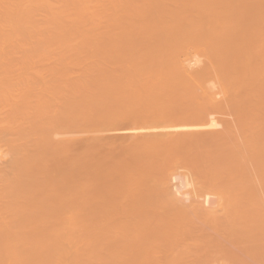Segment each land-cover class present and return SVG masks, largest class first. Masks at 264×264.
Listing matches in <instances>:
<instances>
[{
  "label": "bare ground",
  "instance_id": "6f19581e",
  "mask_svg": "<svg viewBox=\"0 0 264 264\" xmlns=\"http://www.w3.org/2000/svg\"><path fill=\"white\" fill-rule=\"evenodd\" d=\"M6 1H9L7 3V4H9L13 0H4L5 5H6ZM26 1H28V0H26ZM38 1L39 0H36L37 3H38ZM40 1L38 3V4H40V6L37 5L38 7H41V3H43V2H44V4L45 3L49 4V1L47 3V0H46V2L43 0L41 2ZM59 1L61 2V0H59ZM65 1L66 0H64V2ZM68 1H69V3L67 4L66 2H68ZM68 1L65 2L68 6L70 3L72 5V6L70 5L71 7L76 5V3H74V5L72 4V2H75L76 0H68ZM84 1L85 0H82L83 5H84L83 6L82 3L78 4L81 2V0H77L76 2L78 4V6H74V7L79 8V9H77V10H80V12H81L80 13L78 11L80 13L79 17H82V18L85 17V19H86V17L89 16V14H87V13L90 11V9H89V11L87 9H85V7L87 6L88 3L87 4H84V3H86V1H88V0H86L85 2ZM93 1H95V0H91V2H93ZM108 1H109V3L112 2V0H111V2H110V0H108ZM115 1H116V3H114ZM117 1H120V0H114L112 3L118 6V4H120V3H117ZM123 1H125V0H123ZM139 1L140 0H138V3H140ZM145 1H143V3ZM147 1H149V0H147ZM150 1L152 3L154 0L153 1L150 0ZM159 1L157 2L158 4H160V3L163 4L166 2L165 5L167 4L170 6L171 3H169V2H171L172 0H170V1L165 0V2H163V3L161 1L159 3ZM167 1H169V2L167 3ZM179 1L182 2V4L184 3L183 6L185 5V7L188 6L187 4H189V6L194 9V13L192 16H194V14L196 12L195 15L197 17L191 18L190 15L192 13L190 15H188V13H187L186 17H189V19L186 18L185 16H183L185 18L183 20V17L181 16L182 20H183V21H181L179 16L176 17L178 20L177 19L175 20V17H173V16H176V15L172 14L173 16L171 18V15H169L167 13L166 17L169 15V18H167V21H169V23L171 24L170 25L168 22H164V20H162V22L159 21L161 18H163V17H161V18L159 17L160 19H158V17L156 16L157 14H158V16L161 14V13H159V11L162 8L161 9L159 8L160 10L157 9L158 13H156V15H155L156 16L155 19H157V20L152 18L155 21L149 22L151 15H153V13L155 14L154 10L159 6H162V5L157 6L156 5L157 3H155L156 0H155L154 5H153L154 10L151 7L153 10L152 11L153 13H149L148 11H150V10H148V8L145 7L146 10H148L147 12L150 14V17L146 13H144V15L146 14L147 16H144V15L141 16L140 15L141 16L140 17L141 22L137 27L135 26L136 24L134 23L135 24L134 25L131 21V24L133 26L132 25H130V26L133 27V29L135 28L133 31H137V32L142 31V33L147 31L146 34L147 35L150 34L149 37H146L145 33H143L144 34L143 35L142 33L137 34V32H136V34H135V32H134V34L138 36L137 39H139V41L143 40V42L145 40H147L146 38L151 39L152 41H154V40L158 41L159 40L158 36H159L161 40H159L158 43L160 44L162 41V38H163V42H164L163 30L164 31L168 30L169 31V32L167 31L168 34L169 33L171 34V32L172 33L175 32V34H173V35L171 34L172 35L171 37H174L172 39L174 41H176V43L178 42L179 44H181L183 46L184 43H180V40L182 42L183 41L185 42L186 35L183 36V34H189V33L191 34V32H193V30H191V29H195V30L197 29L196 31L199 32L197 34H199L198 36L200 37V35L203 34L202 32H203L204 25L208 24L210 27V30H209V27H208L207 31L204 30L206 32H208V30H209V33H207V35L208 34L211 35V33H213V34L214 33H216V34L222 33L221 36H223V38L220 36L221 38L218 37V40L224 39V40H222V41H224L223 45H221L220 40L218 42V43H220V45L215 44L217 47L221 46V48H220L221 51H220V49H217L216 47H214L216 50H218V52L221 53V54L219 53V55H221V57L219 55H218V57H216V59L218 58L217 60L220 59L218 62L220 65L217 64L216 66H218V65L221 66L223 69L220 67L219 71L223 70L222 72H224V73L219 72V73H221L219 75H221L222 78L223 77L225 78V75H226L225 79H227L228 82H231L230 87L232 86L231 84H233V86L236 85V89H238L239 91H240V89L243 92L246 91L245 92L246 96H247V92H248V94L250 93L252 98L250 95L247 96L250 103L247 104L248 99H246L247 100V102H246L245 98H247V97L244 96L245 94L242 93L243 95H239L242 97L244 96V98L240 97V99L241 100L243 99L246 103L242 100L244 105H243V103L240 102L242 104V106L240 107V103L236 102V104L239 103L238 104L239 106H236V104H235V105H233V107L235 106L234 109L231 112L229 111V114L230 113L233 114L235 112L234 119L237 117L235 119L236 121H234L232 123L229 122L230 124L224 125L225 127L223 129L207 131V132L206 131L205 132H203V131L199 132V130H197V129L203 128V130H207V129H205L207 127L215 128V126L217 127V125L219 123L217 124L212 119H207L208 120V121H206L207 123H205L203 125V123L200 122L202 120V115H203V112L200 109L199 110H194V109L191 110L188 108V110H190V111H188V110L186 111V109H184L185 111L181 110V112L172 113V114L170 112L167 114H164L163 112L161 113V111L160 112L158 111V113H157L158 109L156 110V113L155 112L143 113L144 111H136V110L134 111L132 109L134 112L125 113L126 109H125V111H124V109L122 110L121 106L124 103L128 102V100L124 101V103L122 101L121 102L122 105L119 106L121 108V110L124 112H121L120 110H119V112L116 111V113H113V115H115V116H113L112 114L107 113L108 111L107 112L105 111L106 114H108L107 117H105V115L103 114L104 112L102 114L101 113L99 114L97 112L99 114V116H101V118L100 117L96 118L98 116V115H96V117L94 119L90 118L89 119L90 121L88 120L89 117H86V118L81 117L82 119H80V120L78 119V121L76 120L77 118L76 119L72 118L73 121L72 120L70 121V119L68 117L69 115L67 117L64 116V119L62 118V120H61V117H63V115L60 116L61 108H59L60 109V110H58L59 114H57V115H59V118L54 116V115H51L52 116L51 118H54L56 120L60 119V120L54 121V119H49L50 116L48 118L47 115H46L47 119L44 118L47 121L50 120L49 122L53 125V127H52V125L49 126L48 125L49 122H47L44 119L40 120V121H42V123H40V121H38L39 125H37V122L35 121L36 122L35 125H37L39 128H41V130H40L35 125L28 126V124H27L26 126H22L21 122L23 119L21 118V116H19L21 114H19L18 117L16 116L18 114L16 111H17V109L21 110V108H20L21 106H22V110L21 111L19 110L20 113L24 110V111H28L26 116L32 115L33 112H31L32 109H30V106H28L30 111L28 109L25 110L27 107H24V109H23V106H24V104H26V102H25L26 98H28V99H26V101L28 100L27 103L31 102L30 100L32 99V95L34 92L33 91L34 89L32 90L33 92L30 91V89H29L30 87L27 84H31V86L33 87V85L35 83L32 81L29 83H27L25 81L27 84L23 83L26 85L24 87V89L28 86L27 89L29 90V91H27V89L23 90V93L25 91H27V93L29 92L28 95H30V97H31L30 98L28 95L23 94L22 96H27V97H23L24 98L23 99L21 95H20L21 97L19 96V94H22V92L19 91L20 93H18L17 91H15V88H16V90L20 89L19 87H16L17 82L15 83V81L14 82L12 81L14 75H16L15 72L17 71V74H18L19 71L18 70L15 71L14 69L11 68L13 63L10 66H9V64L7 65L5 63L4 65H6V67L2 65V67L0 68V70H2L0 72H2V75H3V79L0 80V85H1L0 94L2 93L0 96V104H1V106H3V108L5 107V105H7V103H8L7 106H9L11 99H9V97L7 95L8 94L11 95V98H12V96L14 97V95H15L14 91L18 93L16 95L19 96V100H20V98H21V100L23 99L22 101L21 100L18 101L20 103V105L23 103V101H24V104L21 105L19 108H17V105L19 106L18 102L15 104V101L12 103V100H11V105L16 106L15 107L16 110L13 108V110H15L13 112V110L11 109L12 108V106H11L10 109L12 110V112L9 111L10 112L9 114H5L7 112L6 110L9 108L6 107L7 109L5 108L6 112L3 111L4 113L2 112V109H0V146H1V144H4V146L7 144L8 146H10V148H9L10 151L7 150V153L9 154L10 152H12V155H13V156L10 155L12 157L8 156L9 158H11V160L9 158H8L9 160H6L7 162L12 161V162H10V165H11V163H12V165L11 166L9 165L10 168L9 169L7 168L8 169L7 172L9 175L7 174L6 176L4 175L5 177H3L2 176L3 174L2 175L0 174V177L2 176V178H4V181L1 180V178H0V180L2 181V182L1 181L0 182L3 183V185L0 183V185H2L0 187L4 188L3 191H1L2 188H0V203H1L0 204V264H57L58 262L60 264L61 263L62 264H82V263L83 264H264V33H263L264 32V29H263V27H264V4H263L264 2L263 1L264 0L263 1L259 0V1H261V3L258 1L256 3V2H254L255 0H251V1L250 0H179ZM213 1L216 4V6H214L213 9L215 8L217 12H215V10L213 11V9L211 10L213 5H212V3L210 4V2H213ZM14 2H15V0H14ZM16 2L18 4V2L20 3V0H17ZM29 2H32V4H34L33 0H29ZM51 2L48 6L45 5L48 8V10H50V12L54 9L52 11V13H50L51 15L48 13L49 12L48 10H47L48 12L45 11L46 8L43 7V4H42V7L44 9H42V8H39V9L40 10L42 9L45 12H43L42 10L39 11V9L37 7H35L37 10L32 11L31 9H35L32 7L33 5L31 7L29 6L31 9L28 7V5H27L28 8H23L25 6L24 5L25 2L22 3L24 5L22 7L23 9H25L24 11L20 7H17V9L19 8L18 10L15 8V6L13 7V11L15 13L17 12L16 14H14V12H13V14L12 13L10 14V12H12V11L5 9V7H4V9L7 12L9 11V14H7V12H5V11H0L2 13V14H0L2 16L1 20L4 18V20L6 19L5 21H7V16L9 17L12 15L11 17H9L8 21L10 20V18H12L14 21H16V23L15 22H13L15 24L12 23V25H15V27H13L14 32L11 33V35L14 34L15 37L17 35V38L10 35L9 29H8L9 33L5 32V34H7L6 39H5V34H2L0 32L1 37L3 35L2 41L3 40L5 41V42H3L4 43L3 46H5V43H7L8 41L10 42V39L12 37L17 39V40L24 39L25 38L24 36H19L20 38H18V34L24 35L25 32L27 31L26 29L30 30L29 28L32 26H33V29L28 31L30 35H31V31L33 32L32 34H34L36 32L35 31L36 28H38L37 30H41V29H39V27H36L38 24H40V25H41V23L43 24L44 20H45V18L42 17L43 19L41 20V18L39 17V16H41V15H39L40 12H43L45 14L47 12L49 19L46 16H44L43 13H40V14H43V16L46 17V19H48L46 21L50 20V22H51V20H53L51 25H53V23L55 21V25L57 27H62L61 28L62 30H64L63 27H65V26L69 27L68 26L69 24L67 25L64 22L60 23L64 20H66V18H63V16L68 15V14L66 15L65 12H63V13L61 12V11H64V8H63V10L60 9L61 10L60 12L59 11L56 12L55 11L56 9L52 8ZM60 2L59 3L57 2V3L60 4ZM64 2L62 1V3H64ZM88 2L91 3L90 0ZM104 2H107V1H104ZM135 2H137V1H134L133 4H135ZM95 3L93 2V4H90L91 6L88 5L89 8L92 7V5H95ZM125 3H126V1H125ZM131 3H132V1H131ZM141 3H142V1H141ZM172 3L175 4L174 0L172 1ZM208 3L212 6L209 5V7H208ZM129 4H130V2H129ZM133 4H130V6H132ZM144 4H148V3H144ZM149 4L146 6L148 7ZM200 4H204V6L207 4L206 6L208 7V9L205 8L206 6L204 7L206 10L205 9L202 10V12H203L202 16H201V14L199 15V13H202L201 11L197 13L198 9L201 10ZM79 5L82 7H79ZM99 5L100 4L98 3V5L96 7H98ZM104 5L107 6L106 3ZM122 5H123V3H122ZM125 5L127 8L129 7V6H127V4H125ZM11 6H12V4H11ZM34 6H35V4H34ZM49 6L52 10L49 9ZM111 6H112V4H111ZM142 6L144 7V5H142ZM183 6H181V7L184 8ZM53 7H56V4ZM59 7L62 8L65 6H59ZM59 7H57V9ZM96 7H95V9H94V7H92V8L97 11L98 9H96ZM201 7H202V5H201ZM6 8L11 9L10 5ZM70 8H69V10H70ZM86 8H88V7H86ZM101 8H99L100 10H98L99 13L101 11ZM106 8L109 9L108 6ZM112 8H113V10H109V11H115L116 10V9H114L115 6ZM119 8H120V6H119ZM140 8L142 10V7L137 6L136 11H137V9L140 10ZM217 8H219L220 10H217ZM72 9H74V8H72ZM83 9L85 11L87 10L88 12H85L86 14L83 13V11H81ZM122 9H123V6H122ZM122 9H120V10H122ZM178 9H179V11H182V10H180V7ZM1 10H3V9H1ZM26 10H28V11H26ZM29 10H31L33 13H31ZM67 10H68V8H67ZM75 10L76 9H74L73 12ZM92 10H91V14L93 15V13L95 11L92 12ZM124 10H126L125 7H124ZM129 10L130 9L128 8V11ZM132 10H134V9H132ZM171 10H173L172 7H171ZM188 10H189V8H188ZM188 10H186V11H188ZM35 11H39V13H36ZM164 11H169V9L166 10V8H165ZM173 11L175 12V9ZM55 12L57 14H59L60 17H61V15H63L61 17V19H57ZM69 12H71V11H69ZM78 12H76V13H78ZM188 12H190V11H188ZM35 13L37 15H39V16H37L38 19L36 18ZM54 13H55V15H54ZM76 13L72 14V15H75L74 19H72L71 21L68 20L70 18L67 19L68 22H70V24L72 23V25H73V23H75L74 20H76V17H78V14H76ZM82 13H83V16L81 15ZM95 13H94V15H95ZM106 13H107V9H106ZM112 13L115 14V12H112ZM165 13H163L164 16H165ZM171 13H173V12H171ZM175 13H177V9H176ZM32 14L35 15V17H33ZM91 14L89 17L94 16V15L91 16ZM102 14H104V13H102ZM126 14L127 13H124L125 16H126ZM141 14H143V13L141 12ZM197 14L199 15V17H202L204 21H201L202 18L198 19ZM3 15H5V16L7 15V16L3 17ZM127 15L130 19L132 18L131 15H129V14H127ZM133 15L132 16L135 19L136 15L135 14H133ZM13 16H14V18H13ZM51 16H53V19ZM98 16H99V14H98ZM108 16H110V15L108 14ZM115 16H116V14H115ZM118 16H119V14H118ZM121 16H122V13H121ZM30 17H33L31 19L36 18L37 19L36 21L37 22L39 21L40 23L36 22L37 23V25H36L35 22L32 21V22H34L35 25L32 24V26H31L28 23L27 24L28 26H27L26 23L28 21H26V19H29ZM50 17H51V19H50ZM70 17H71V15H70ZM145 17H148L149 19H146ZM166 17L163 19L166 20ZM39 18H40V20H39ZM96 18H98V17L96 16ZM107 18L109 19V17H107ZM136 18L139 19L138 17H136ZM170 18H171V21L168 20ZM23 19H25V20H23ZM31 19H29V20L31 21ZM78 19L80 22H78ZM78 19H77V22L80 23V25H81V22L83 21V19H80V18H78ZM91 19L95 20V17H93ZM101 19L104 20L105 18L103 19L101 17ZM101 19H99L98 21H100ZM134 19H133V21H135ZM173 19H174V21H172ZM194 19L198 20L197 23L194 22V21H196ZM4 20H3V22H4ZM102 20H101V22H102ZM112 20H114V19H112ZM118 20H119V18H118ZM124 20H126V19H124ZM192 20H193L192 23H194L193 25H191L192 23L190 22ZM41 21H43V22H41ZM89 21L90 20H88L87 23ZM105 21H103L104 24H105ZM121 21L124 22L123 20H121ZM175 21L184 22L185 23L184 27H183V25L179 26L178 25L179 22H175ZM205 21H208V23ZM85 22H86V20H85ZM97 22H95V23H97ZM107 22H108V20H107ZM125 22L127 23V21H125ZM204 22L206 24H201ZM4 23L7 24V22H4ZM10 23H11V21H10ZM93 23H92V25L90 23L89 24L93 27V25H94ZM128 23L130 24V21ZM195 23H196V25H198V24L202 25V26L199 25L200 29L202 27L201 34H200V31H198L199 27L196 26ZM23 24H25V25L23 26ZM44 24H46L48 26H46ZM44 24L43 25L45 27L42 26V27L46 28L44 32H46V30H49L54 26L53 25L52 27H50L51 25L49 26V24H50L49 22H48V24L46 22ZM60 24H62V25L60 26ZM83 24L85 25L86 23H83ZM104 24L102 23V25H104ZM40 25H38V26H40ZM63 25H65V26H63ZM77 25L78 24H76L75 26L77 27ZM115 25H114V28L116 27ZM185 25H188L187 28H189V30L186 28ZM22 26L24 29L26 28L25 26H27V28L24 30V29H22ZM75 26H74V28H75ZM96 26H95V29H96ZM99 26L101 27V25H99ZM3 27H5V26H3ZM85 27L86 26H84V28ZM88 27L89 26H87L86 28L87 29L91 28V27L90 28H88ZM178 27L181 28L184 32L181 34L182 36L181 35L179 36V40L177 38H178V34L181 33L180 32L181 29H179ZM7 28H10V27H7ZM69 28H71V27H69ZM86 28H85V30H86ZM97 28H98V26H97ZM104 28H105L104 30H106V27H104ZM120 28H122V27L120 26ZM128 28H127V30H128ZM183 28H185L186 30L184 31ZM54 29H57V28L51 29L54 31V33L58 32L57 30L55 32ZM61 29H59L60 32H61ZM65 29H67V28H65ZM178 29L180 31L177 33ZM204 29H205V27H204ZM75 30H76V28H75ZM91 30H92V28H91ZM101 30L102 29H100V30L98 29L99 32ZM122 30L123 31L126 30V27L124 29H121V31ZM131 30H132V28H131ZM131 30L129 28L128 32H131L130 34H132V36H133V32ZM53 31H51V32H53ZM95 31H94V33L97 32V31L96 32ZM148 31H149V33H148ZM154 31H156L154 33V35H156L157 37L153 35L154 36V38H153L151 36V34ZM2 32H4V31L2 30ZM28 32H26V33H28ZM37 32H39V33H37L38 35H40V34L43 35L41 31H37ZM51 32H49V33H51ZM62 32H61V34H62ZM65 32H67V30ZM68 32H70V31H68ZM78 32L81 33V31H78ZM102 32H105V31H102ZM157 32L158 33L160 32V33L157 34ZM167 32H165L164 34L167 35ZM217 32H219V33H217ZM73 33L74 32H72V34ZM89 33H90V30H89ZM92 33H93V30L90 33L91 34L90 36H92ZM118 33H120V32H118ZM70 34H71V32H70ZM120 34L125 36L123 33H120ZM170 34L167 36L165 35V36L170 38L169 37ZM195 34H196V32H195ZM195 34H193V35H195ZM30 35L26 36V37L31 38ZM34 35H35V39H36V33ZM57 35H59V32ZM64 35H62V36H64ZM82 35H84V34H82ZM142 35H143V37H142ZM203 35H206V33ZM8 36H11V37H8ZM45 36H47V35H45ZM45 36H44V39L46 40ZM54 37H55V39H57L56 36H54ZM87 37L89 39V36H87ZM182 37L184 39H181ZM7 38L8 39L10 38V39L6 42ZM48 38H49V35H48ZM66 38H67V36H66ZM68 38H71V37H68ZM75 38H76V36H75ZM81 38H84V37L81 36ZM141 38H143V39H141ZM144 38H145V40H144ZM168 38H166V40ZM187 38H189V36H187ZM190 38H192L191 35H190ZM194 38L195 37H193V40H194ZM203 38H206V37L203 36ZM203 38H201L202 39L201 41H204ZM27 39H29V38H27ZM38 39H40V38H38ZM38 39H37V41H38ZM59 39H60V37H59ZM90 39L88 41H90ZM129 39H130V37H129ZM172 39H170V41ZM42 40H43V38H42ZM54 40H52V41H54ZM73 40H76V39H73ZM73 40H72V42H73ZM195 40H196V38H195ZM0 41H1V39H0ZM62 41L65 43L66 40L65 41L62 40ZM62 41H59V42H62ZM78 41H79V39H78ZM82 41H84V40H82ZM96 41L99 42L100 40H96ZM209 41H211V40H209ZM20 42L18 44L15 43V44L19 45V48H20ZM39 42H40V40H39ZM72 42L71 43L69 42L70 46H71ZM118 42L120 43V40ZM213 42L216 43V41H213ZM13 43H14V41H13ZM32 43H35V42H32ZM50 43L48 42L47 46H49ZM73 43H76V42L74 41ZM122 43H123V41H122ZM187 43H189V42H187ZM1 44H2V42H1ZM44 44H46V42ZM177 44H174V45H177ZM38 45H36V46H38ZM57 45H58V42H57ZM59 45L62 46L65 44L59 43ZM124 45L125 44L123 43V47L126 46V45L125 46ZM127 45H128V43H127ZM9 46H7L8 49L12 47V46H10V47ZM28 46H29V44H28ZM114 46H116V45H114ZM178 46H177V51L181 47L180 46L178 48ZM42 47H40V48H42ZM50 47H51V45L49 46V48ZM53 47H51V48H53ZM0 48H2V47H0ZM12 48L15 49V46ZM25 48L26 47H24V49ZM43 48H46V46ZM175 48L176 47H174V49ZM21 49H23V48H21ZM21 49H20V51H21ZM34 49L41 52V50L36 49L35 47H34ZM59 49H61V48H59ZM114 49H118V48H114ZM120 49L122 50L123 48H120ZM174 49H172L173 52H174ZM215 49L212 48V50H214V51H215ZM10 50L9 51L7 50V52H5V48L3 50H1L4 52L0 51V54H1L0 57L5 56L6 57V58H4L5 61L7 60V57L11 58L10 56H12V50L11 51ZM15 50H17V52L19 51L18 48H16ZM26 50H27V52H33V50H31V51H29L28 49H26ZM38 51L35 52V53H37V55H38ZM45 51H48L47 53L49 54L50 49L47 48V50L46 49L43 50V52H45ZM9 52H11V54ZM23 52H25V50ZM173 52H171V55L173 54ZM14 53H16V51ZM51 53H53V52H51ZM167 53L165 55L166 57H167ZM4 54H6V55H4ZM19 54L20 53H18V55ZM23 54H27V53H22L20 55L22 56ZM33 54H31V55L33 56ZM66 54L68 55V53H65V55ZM216 54H217V52H216ZM61 55H62V53H61ZM14 56H17V55H14ZM24 56L26 57V55H24ZM214 56L215 55H213V52H212V55L210 56V58H212V57L214 58ZM35 57H36V55H34V57H32L30 59H33V61H35L34 60ZM39 57H40V55H39ZM15 58L18 59L20 57H18V58L15 57ZM26 58L28 59L29 56ZM37 58L38 57H36V60H37ZM47 58L48 57H46L45 59H47ZM49 58H50V56H49ZM168 58L169 57H167V59ZM13 59H8L7 61L9 62V60H11L10 61V63H11V62H14ZM42 59H43V55L41 54V60ZM18 60H17V63L19 62ZM39 60H40V58H39ZM161 60L162 59H160L159 61H161ZM217 60H214V61L217 63ZM30 61H32V60H30ZM157 61H154V62H156V64H157ZM211 62H212V60H211ZM24 63H25V65H27L26 62H23L22 64H24ZM172 63H174L173 60H172ZM172 63H171V65H172ZM1 64H3V62L2 63L0 62V65ZM14 64H16V63H14ZM22 64L19 67L25 66ZM214 64L212 65L213 67H214ZM28 65L30 68L31 64L28 63ZM163 66H165L164 63H163ZM176 66H177V64H176ZM148 67H150V66H148ZM168 67L169 66H167V68ZM14 68H15V66H14ZM17 68L18 67H16V69ZM33 68L34 67H32V69ZM139 68L141 69L142 67H139ZM145 68L147 69V66H145ZM161 68H159V69L161 70ZM174 68L177 70V68L175 66H174ZM215 68H216L215 71L218 70L217 69L218 67H215ZM32 69H30V70H32ZM34 69H36V67ZM166 69H163V70H166ZM19 70H21V69H19ZM26 70H29V69L26 68ZM13 71H14V75H13ZM46 71H48V70H46ZM49 71H50V69H49ZM49 71L44 72V73L45 74L48 73L50 75ZM51 71L54 73L53 69H51ZM169 71H171V70H169ZM21 72H22V70H21ZM57 72L58 71L55 72V75L57 74ZM162 72H164V71H162ZM166 72H168V71H166ZM175 72H178V70ZM196 72H197V70H196ZM217 72L218 71H216V73ZM53 73L51 75H54ZM59 73H61V72H59ZM155 73H156V71H155ZM158 73H159V71H158ZM165 73L162 75L163 77L165 76V78L169 76L168 77V79H169L171 76H173L172 72H169L166 74ZM6 74H8L9 77H6V76H8ZM64 74H65V72H64ZM67 74H66V77L69 76ZM128 74L130 75V73H128ZM223 74H225V75H223ZM39 75H41V74H39ZM39 75L37 77H39ZM160 75H161V73H160ZM32 76H33V74H32ZM45 76H46V78H44V76H43L42 79L43 78L47 79V74ZM57 76H59L61 78L64 77V75H63V77L60 75H57ZM157 76H159V75H157ZM177 76L179 77V75H177ZM229 76H231V77H229ZM17 77H19V76H17ZM48 77L50 78V76H48ZM53 77H51V78H53ZM1 78H2V76H1ZM31 78H35V77H31ZM224 78H223V81H224ZM15 79H13V80H15ZM54 79H55V77H54ZM64 79H65V77H64ZM74 79H78V78H74ZM58 80L59 79H57V80L55 79L54 83H55V81L57 82ZM62 80H61V82H62ZM68 80H69V82L71 81L69 78H68ZM169 80H172V78ZM22 81H24V79ZM22 81H20V82L22 83ZM45 81H43L42 83H44ZM51 81L53 82V79H51ZM11 82H13V83H11ZM20 82L18 83V85L20 84ZM38 82H39V80H38ZM59 82H60V80H59ZM73 82H76V81H73ZM77 82H78V80H77ZM81 82L83 85V81H81ZM228 82L223 83V84L227 85ZM32 83H34V84L32 85ZM64 83L61 84V85H63V87H64V85H68L67 83L66 84H64ZM71 83H72V81H71ZM23 84L19 85L20 87L22 86L20 90L23 89ZM40 84H41V81H40ZM51 85H50V91H48L49 89L47 90V88H49L47 86H49V85H46V88H44L45 91L46 90L48 91V92H45V91L42 92L43 94H45V96L47 94L49 96V94L52 93L51 90H53V89H52ZM54 85H55L54 91L56 92V88L58 86V83H57V86H56V84H54ZM54 85H53V87H54ZM71 85H69V86H71ZM76 85H77V83H76ZM82 85H80V86H82ZM85 85H83V88ZM87 85L85 86L86 88H84V89H86V91L90 90L92 92V90H91L92 88L89 89L88 88L89 86H87ZM96 85L97 84H95V86ZM98 85H99V83H98ZM2 86H5V88H4L5 90L2 89ZM8 86H10V87H8ZM36 86H38V85H36ZM36 86H34L33 88H35ZM39 86L42 87V84ZM69 86H67L68 90H70L68 93H71V90H73V89H69ZM73 86H74V84H73ZM77 86L79 87V85H77ZM237 86H238V88H237ZM58 87H61V86H58ZM78 87H77V89H78ZM93 87H94V85H93ZM100 87H103V85H101ZM11 88H12V90H11ZM81 88H80V90H81ZM234 88H235V86L233 87V89ZM13 89H14V91H13ZM61 89H63V91H64V88H61ZM99 89H102V88H99ZM105 89H106L105 91H107L110 88H108V89L105 88ZM248 89L250 91H248ZM37 90H43V89L38 88ZM68 90L66 89V92ZM76 90H73V91H75L74 92L75 94L78 92ZM93 90H94V88H93ZM238 90H235V91L238 92ZM59 91H57V93ZM63 91L62 92L60 91L61 92L60 95L62 93H64ZM95 91H96V89H95ZM100 91H102V90H100ZM233 91H231L230 94ZM241 91L239 93H237V92L236 93L241 94ZM49 92H51V93H49ZM80 92H78V93H80ZM97 92L99 93V91H97ZM102 92H104V90ZM102 92H100V93H102ZM36 93H40V92L36 91ZM74 93H71V95H73ZM194 93L197 94L195 91H194ZM87 94H89V93H87ZM2 95L4 97L7 96L6 98H8V100L5 99ZM34 95H35V93H34ZM55 95H57V94H55ZM58 95H59V93H58ZM63 95H65V94H63ZM77 95H79V94H76L73 96H77ZM86 95L84 94V97L86 98V101H87L88 95L87 96ZM98 95H100V94H98ZM233 96H235V95H233ZM33 97H35V96H33ZM40 97H41V95H40ZM84 97L82 95V98H80V97L79 98L82 101V99ZM198 97L200 99V96H198ZM226 97H230L229 94ZM38 98H39V96H38ZM53 98L55 99L56 96ZM61 98H62V96L60 97V99ZM64 98L66 99L67 95H66V97L64 96ZM69 98H70V96H69ZM79 98H78V100H79ZM35 99L37 100V98H35ZM47 99H48V97H47ZM49 99H51V97ZM250 99H251V101L254 100L255 102L251 103ZM33 100H34V98H33ZM69 100H70V103L71 104L73 103V105H74L75 102H73V100H75V97H74V99H72V102H71V99H69ZM76 100H77V98H76ZM200 100H202V99H200ZM225 100L227 101V99H225ZM237 100L239 101V99H237ZM6 101H7V103H6ZM40 101H42V100H40ZM40 101L38 100V103L36 101L35 102L37 104H39ZM43 101H44V98H43ZM46 101L50 102L48 100H46ZM66 101H67V99H66ZM66 101L65 102L63 101L62 103L64 104V103H66ZM231 101L232 100H230L229 102H231ZM47 102H45V103H46V106L48 108ZM82 102H83V105L85 106L84 103H86V102H84V101H82ZM90 102H91V100H90ZM100 102H102V101H100ZM202 102L204 103L205 101L202 100L201 103ZM31 103H34V102H31ZM78 103H80V105L82 104L81 102L77 101V104ZM105 103L106 102H104V105H105ZM233 103H235V101ZM254 103H255V108L253 105H251ZM43 104L44 103H42V105ZM58 104H61V103L59 102ZM63 104H61V105H63ZM130 104H128V105H130ZM132 104L134 105V103H132ZM225 104H227V103H225ZM225 104H224V106H225ZM44 105L41 106L40 108H42V107L45 108ZM61 105H60V107H61ZM66 105L69 107L70 104H66ZM88 105H91V104H88ZM94 105H96V104H94ZM100 105H101V103H100ZM222 105L223 104H221V106ZM34 106L36 107V105H34ZM34 106L32 108H33V111L35 113L36 109L34 110ZM70 106L72 107V105H70ZM99 106L98 107L96 106V107L99 108ZM107 106L108 105L106 104L105 107H107ZM125 106H127V105H125ZM125 106H123V107L125 108ZM205 106L206 105L204 104L203 107H205ZM243 106L244 107L246 106L245 107L246 109L253 106L254 110L252 108H250V110L248 109L250 112L248 110L246 111V110H244V108H242ZM37 107H38V105H37ZM63 107H64V105H63ZM63 107H62V110H63ZM79 107H82V106H79ZM79 107L77 109L74 108V110H72V109H70V110L76 111V110L80 109ZM102 107H104V106H102ZM127 107H129V106H127ZM172 107H173V105H172ZM40 108H37V110ZM104 108L100 109V111H102V110L104 111L105 110ZM225 108H226V106H225ZM50 109H51V107L46 110L45 114H49V113L51 114L52 109L51 110ZM56 109H58V108H56ZM56 109H55V111H56ZM41 110H44V109L42 108ZM71 111L69 113H71ZM80 111H82V110H80ZM30 112H31V114H30ZM38 112L39 111H37V113L33 114V115L34 116L38 115ZM66 112H68V111L65 110V113ZM13 113H15V115H14V117H11L13 115ZM40 113H42V112H40ZM53 113H54V111H53ZM72 113H74V112H72ZM87 114H85V116ZM124 114L126 115L125 117H123ZM205 114L203 115L204 117H205ZM24 115H25V113L24 114L22 113V117ZM75 115L77 117L78 114L74 113V116ZM79 115H82V113L79 112ZM171 115H173V116H171ZM39 116H41V114ZM71 116H72V114H71ZM102 116H104V117H102ZM174 116H176V117H174ZM207 116H208V114H207ZM119 117H121V118H119ZM27 118H31V117L27 116L24 119H27ZM74 119L76 120L77 123L74 122ZM6 120H7V122H6ZM36 120H38V119H36ZM52 120H53V123H52ZM30 121H31V119H30ZM44 121L47 122V125ZM59 121H61V122H59ZM9 122H10V124H12V126L9 125ZM54 122L56 124L55 128L57 126L56 129H52V128H54ZM57 122H58V124H57ZM72 122H74V123H72ZM203 122H205V119ZM4 123L5 124L7 123L6 124L7 126H5ZM198 124H200V125H198ZM40 125L42 127H40ZM44 125L47 127L49 126L48 129L49 128H50V130L52 129L51 130L52 132L51 131L48 132L47 127L45 130ZM66 127L69 129L71 128V131L74 130L75 132L87 131V129H89V131H90V130L102 128V130H103L102 132H105L108 130L109 131L114 130V131H116V134H117V130H119L118 132H121V130H123V131L126 130L125 132H127L128 129H131V130L136 129L135 133L133 131L132 132L129 131L130 132L128 134L129 137L131 134L130 139H129V137H127L129 140H132V137L134 138L136 136V134L140 135L141 131H145L146 133L143 132L141 134V136L135 137L138 140L140 139V141H138V142L136 141V143H134V144L131 143L132 144L131 150L126 152V155H129L128 160H126V161H124L125 160L124 158H123L124 160L120 158L119 161L117 159H115L116 161H114L113 159H109L110 157H106V158L102 157L105 160L102 159L100 161H97V163L94 161V164H93L94 166L91 164L92 166L89 167L90 164H86V160H88L86 157V160L84 159L85 161H83V162H85V165H82L84 163L83 162L80 163V161H79V163H77V166H79V167H76L74 164H76V161L78 162V160L75 159V156H74V159H75L74 162L75 163H72L73 160H70L68 163V161L65 160L64 157H61V158H64L65 161L64 160L62 161L60 159H59L60 161L57 160V157L60 158V156H61L60 153H57V152L63 151V152L70 153L68 151V148H69L70 144H72L74 142L72 140L76 141V139H72L70 141V144L68 145V144H66V142L69 143L68 139H66V140L59 139L58 140V139L54 138L61 133H62L61 136L69 134V131ZM75 127H76V129L77 128L79 129V127H84L86 129L85 130L84 129L76 130ZM154 130H157L155 134H153V132L152 133L150 132V131H154ZM196 130H197V132H196ZM35 131H36V133H35ZM40 131H42L43 133L42 132L40 133ZM136 131L137 132L139 131V132L136 133ZM38 132L40 133V135L37 134ZM73 132H71V133H73ZM98 132H96V133H98ZM99 133H101V131ZM35 134L38 135L37 139L36 138L34 139V137L36 136ZM118 134H120V133H118ZM132 134H134V135H132ZM145 134H148V135H145ZM52 136H54V137L52 138ZM116 137L118 140H120L122 138L121 136H119L121 138H119L118 136H116ZM94 138L96 139V137H94ZM102 138L103 137H101L100 139H102ZM124 138L125 137H123V139ZM54 140H55V142H54ZM56 140H58V141L56 142ZM77 140H79V139H77ZM87 140L85 141V139H84V141L83 140H81V141L88 143L89 141L87 142ZM95 141H96V143H98V145L96 144V149L98 150V148L100 147L99 146L100 141L93 140V142H95ZM91 142L92 141H90V143ZM64 143L68 146L65 151H64V149L66 148V145ZM91 144L88 143V144H86V146L91 145ZM93 144H95V143H93ZM79 145H80V143H79ZM83 147H85V146H83ZM88 147H90V146H88ZM92 147H95V146L94 145L91 146L89 148V150ZM76 148H78V146ZM85 148H87V147H85ZM96 149H95V151H96ZM75 150H77V149H75ZM84 150H86V149H84ZM84 150H82V151H84ZM89 150H87V151L89 152ZM63 152H62V154H64ZM76 152H78V151H76ZM68 153H66V157L68 156ZM72 153H75V152H72ZM85 153L86 152H83L84 156H85ZM96 153H98V151H96ZM14 154H15V156H14ZM56 154H59V155L57 156ZM77 154L79 155V153H77ZM77 154L75 153V155H77ZM83 154L82 155L80 154V155L83 156ZM70 155L72 156L71 153L69 154V156ZM78 155H77V157L79 158L80 155L79 156ZM95 155H97V154H95ZM120 155H118V157ZM92 156H93V153H92ZM97 157H98V155H97ZM123 157H126V156H123ZM99 158L100 157H98V159ZM66 159H69V158L67 157ZM7 162H5V161L0 162L1 167H2V164L6 165ZM88 162H89V160H88ZM64 163H66V164H64ZM71 164H73L75 167L72 166ZM70 166H72L74 169L71 168ZM82 166H85V167H83L82 171H81L80 167H82ZM6 167H8V165ZM3 168H5V167H3ZM76 169L77 170L80 169L79 170L80 172L79 171L76 172L77 171ZM70 170H71V172L76 170L74 172L75 174L74 173L71 174ZM52 172H54L53 173L54 175L53 174L50 175ZM68 173L71 176L73 175V180L71 179L72 181H77L76 178L79 177L78 178L79 180L77 181L78 183L76 182V186L73 184L74 185L73 188L70 187V186H72L70 183L68 185L66 183V179L68 180V179L72 178V177L66 178L69 176V175L67 176ZM24 184H25V186H24ZM52 185H54V186L52 187ZM56 186H57V188H56ZM10 187H11V189H10ZM75 187H77V188H75ZM184 188H187V190L190 188H192V189L188 190V191L185 189L186 190V192H185ZM21 197H22V199L24 198V201H21ZM18 199L21 201V202L19 201L20 203L18 202ZM4 200H5V202H4ZM74 210L78 211V212L76 211L78 213V214L76 213L77 215L74 213L75 212ZM68 213H70V214L67 215ZM71 213H72V215H71ZM73 216H75L76 218ZM39 225H41V226H39ZM76 238H78V239H76ZM85 238L88 241H90L91 243L88 241L84 242ZM89 238L90 239L95 238L96 240L91 239L93 241V243H92V241ZM78 240H80V241H78ZM74 241L75 242L77 241V243H74ZM65 242L69 245L68 248L71 249L73 247L72 252L70 250H68V248L66 246L67 244H64ZM80 242L82 243L81 245H79ZM72 243L73 244L79 243L78 244L79 246H77V245L73 246V245H71ZM67 251L68 252L70 251L71 253L69 254ZM82 256H87V257L91 256L92 258L90 257L91 260L86 263V261L84 260V258ZM64 258H66V260L68 262ZM81 259L84 260L85 262H83Z\"/></svg>",
  "mask_w": 264,
  "mask_h": 264
},
{
  "label": "rangeland",
  "instance_id": "374dc122",
  "mask_svg": "<svg viewBox=\"0 0 264 264\" xmlns=\"http://www.w3.org/2000/svg\"><path fill=\"white\" fill-rule=\"evenodd\" d=\"M1 1V0H0ZM3 1V2H2ZM1 2H0V11H5V12H7L5 9H8V10H10V11H12V12H10V14L12 13L13 14V7L15 6V8L17 9V7H20L21 9H23V8H28L29 6L31 7L32 5V7L33 8H35V7H37L38 9L39 8H42V9H44V8H46L45 9V11H47L48 10V8L46 7V6H48L49 4H50V2L52 1V0H47V3H48V1H49V4H44V2L43 3H41V7H38L37 5H39L40 6V4H38L39 3V1H38V3L36 2V0H33L34 2V4H35V6H34V4H32V2H29V0L28 1H26V0H20V3L18 2V4H17V0H15V2H14V0L13 1H11V3H9V4H7L9 1H6V5H5V3H4V0H2ZM23 1V2H22ZM42 1V0H41ZM40 1V2H41ZM43 1H45L46 2V0H43ZM62 1L64 2V0H61V2L59 1V0H53L51 3H52V8H55L56 10V12L57 11H61V10H63V8H64V11H61L62 13L63 12H65L66 13V15L67 16H63V15H61V17L63 16V18H66V20H64V21H62V22H60V23H65V24H69L68 26L69 27H71V28H69V27H66L65 25H63V26H65V27H63V29L64 30H62L61 28L62 27H57L56 25H55V21H54V23H53V25H51V23L53 22V20H51V22H50V20L49 21H46V20H48L49 19V16H48V14H47V12L50 14V13H52V11L54 10H52L51 8H50V6H49V9H51L52 11L50 12V10H48L47 12H46V14L45 13H43V12H45L44 10H42L43 12H40V13H43L44 14V16H46L48 19H46V17H44L43 16V14H40L39 13V11H41L40 9H39V11H35L36 13H39V15H41V16H39V15H37L36 13H35V15H36V18H37V16H39L40 18H41V20L43 19V18H45V20H44V23L46 22L47 24H48V22L50 23L49 24V26L50 27H52V28H57V29H54L55 30V32H56V30L59 32V35H57L58 34V32H56V33H54V31L53 30H51V29H49V30H46V32H44L45 31V29L46 28H44L45 26L44 25H46V24H42L41 23V25L40 24H38V25H40V26H38L37 25V23H40L39 21L37 22L36 20L38 19H36V18H34V19H31V18H33V17H35V15H33V17H30L29 19H31V21L29 20V19H26V21H28L27 23H26V25L29 23L31 26H32V24H34V22H35V24L37 25L36 27H39V29H41V30H37L38 28H36L35 26V28H36V39H35V33L34 34H32L33 32L31 31V35L29 34V32L28 31H30L31 29H33V26L32 27H30L29 29L30 30H28V29H26L27 28V26H25L26 28V32H28V33H26L25 31V34L24 35H19L18 34V38H20L19 36H24L25 38V40L24 39H19V40H17V39H15V38H17V35H16V37L14 36V34L13 35H11V33H13L14 32V28L13 27H15V25H12V23L13 22H15L16 23V21H14L12 18H10V20L8 21V19H9V17H11V16H7V21H5L4 20V18L1 20V18H2V16L0 15V21L2 22H0V32L2 33V34H5V32L6 33H9V30H10V35L11 36H13V37H15V38H9L10 39V42L8 41L9 39L7 38V40H6V42L7 43H5V46H3V42H5L4 40L2 41V37H3V35H2V37H1V33H0V39H1V41H0V44H1V42H2V44L0 45V47H2L3 49L5 48V52H7V50L9 51L12 47H14L15 46V49L16 48H18V52H17V50H15L14 48H12L11 50H12V56H10L11 58H8L7 57V60L8 59H13L14 60V62H11L10 63V61L11 60H9V62L6 60L5 61V59L4 58H6L5 56L4 57H0V62L2 63L3 62V64H1L0 65V68L2 67V65L3 66H5L6 67V65H4L5 63L8 65L9 64V66L12 64V66H11V68L12 69H14L15 71L16 70H18L19 72H18V74H17V71L15 72V74L16 75H14V71H13V75H14V77H13V79H15V80H13L12 79V81L14 82L15 81V83L17 82V86L16 87H19L20 89H21V87L19 86L20 84H23V83H25V84H27V83H29V82H34L36 85H38V86H36L34 83H32V85H33V87L34 86H36L35 88H33L32 86H31V84H27V85H29V89H30V91H32L33 89V95H32V99L30 100L31 102H34V103H31L30 101V103H27V101H26V99H28V98H26L25 99V102H26V104H24V101H23V103L21 104V105H23L24 104V106H23V109H24V107H27L25 110H29V107L28 106H30V109H32L31 110V112H33L32 113V115H27L28 117H31V118H27V119H24V118H26L27 116H26V114H27V112L28 111H22L21 113L19 112V110L20 109H17V117H18V115L19 114H21V115H19V116H21V118L23 119L22 120V122H21V125L22 126H26L27 124H28V126H30V125H35V123L37 122V125H39L38 124V121H40L41 119L43 120L44 118H46V115L48 116V118H49V116H50V118L49 119H54V118H51L52 116L51 115H54V116H56V117H58L59 118V115H57V114H59V111L58 110H60L59 108H61V110H60V116H62L63 115V117H61V120H62V118L64 119V116H68L69 117V119H70V121L72 120V118H77L76 120L78 121V119L80 120V119H82V118H86V117H89L88 118V120L91 118V119H94L95 117H96V115H98L96 118H101V116H99V114L101 113H103L104 115H105V117H107L108 116V114H106V112L107 113H109V114H112L113 115V113H116V111L117 112H119V110L121 111V112H124L125 111V109H126V111H125V113H127V112H134L135 110L136 111H144L143 113H147V112H149V113H152V112H155L156 113V110H157V113H158V111L160 112L161 111V113L163 112L164 114H167V113H177V112H181V110L183 111L184 109H186V111L188 110V108L189 109H191V110H202V112H203V115L205 114V117L202 115V120L200 121V122H202L203 123V125L205 124V123H207L206 121H208L207 119H212L213 121H215L218 125H217V127L215 126V128H210V127H207V128H205V129H207V130H203V128L201 129H197V130H199V132L200 131H203V132H207V131H213V130H220V129H223L225 126L224 125H226V124H230V123H232V122H234V121H236L235 119L237 118H235L234 119V114H235V112L233 113V114H229V111L231 112L233 109H234V107H233V105H235L236 104V102H241V103H243L242 102V100L240 99V97L241 98H244V96L245 97H247V96H251V94L249 93L248 94V92H247V96H246V94H245V92H243V91H241V89H240V91H241V94H237V93H239L240 91L238 90V89H236V85H234L235 86V88L233 89V84H231L232 86L230 87V83L231 82H228L227 81V79H225L226 78V75L225 74H223V75H225V78H224V81H223V78L221 77V75H219V74H221V73H224V72H222V71H219L220 69V67L221 66H219L220 64L218 63L219 62V60H217L216 59V57H218V55H219V53L220 52H218V50H216L214 47H216L217 49H220L221 48V46H216L215 44H217V45H220V43H221V45H223V43H224V41H222V40H224V39H222V40H220L221 42L220 43H218L219 42V40H218V37H220L221 35H222V33H219V32H217V33H219V34H216V33H211V35H207V33H209V30H210V27H209V25L208 24H206L205 22H207L208 23V21H205L204 23H201V24H206V25H204V27H205V29H204V27H203V34H205L206 33V35H203V36H205L206 38H203V36L202 35H200V37L198 36L199 34H197V33H199V32H197L195 29H191V30H193V32H191V34L189 33V34H183V36L184 35H186V39H185V42L183 41H181L180 40V43H184V45L182 46L181 44H179L178 42V44L176 43V41H174L172 38H174V37H171L173 34H175V32L174 33H172L171 32V34H170V38H168V37H166L167 35H169L168 34V30H166V31H164L163 30V35H164V42H163V38H162V41H161V43L159 44L158 42H159V40H161L160 39V37L158 36V38H159V40L158 41H152L151 39H148V38H146L147 40H145V38H144V42H143V40H140L139 41V39H137V35H135L136 34V32L137 31H133L134 29H133V27H131L130 25H132L131 24V21H132V23L137 27L139 24H140V17L142 16V15H144V13H146V14H148L149 15V17H150V14L149 13H153L152 11L154 10V8H153V5H154V1L151 3V1L149 0V1H145V0H140L139 2L140 3H138V0H131L132 1V3H131V1L129 0H125L126 1V3H125V1H123V0H120V1H117V3H120V4H118V6L117 5H115V4H113L112 2L114 1V0H112V2H111V0H110V2L111 3H109V1L108 0H95V1H93L94 3H95V5H92V7H94V9H95V7L98 5V3L100 4L98 7H96V9H98V10H100L99 8H101V11H100V13H99V11L97 10H94L92 7H90L89 8V6L88 5H90V4H93V2H91V0H90V2L91 3H89L88 1H86V3H84V4H87V6L86 7H88V8H86L85 7V9H87L88 11H89V9H90V11L88 12L87 10L85 11L84 9L83 10H81V11H83V13H85V12H88L87 14H89V16H90V14H91V10H92V12L93 11H95L94 13H95V15L98 17V18H96V16L94 15V13H93V15L91 14V16H93V17H95V20L94 19H91V18H93V17H86V19H85V17H79L80 15V10H77V9H79L78 7L76 8V7H74V6H78V4H81L82 3V5H83V2H82V0H81V2L80 3H78L77 4V0L75 1V2H72V4L74 5V3H76V5H74L73 7H71L72 5H71V3L69 4V6L71 7H69L67 4L69 3V1L68 0H66V1H68V2H64V3H62ZM84 1V2H85ZM98 1V2H97ZM104 1H107V2H104ZM134 1H137V2H135V4H133V2ZM141 1H142V3H141ZM143 1H145L144 3H150L149 4V6L147 7L146 5H148V4H144L143 3ZM159 0H156V2L155 3H157ZM162 3L163 2H165V0L163 1V0H160ZM160 1H159V3H160ZM170 1V0H169ZM169 1H167V3L169 2ZM173 1V0H172ZM172 1L171 2H169V3H171L170 4V6L169 5H165V3H163V4H156L157 6H159V5H162V6H159V7H157L155 10H154V12H155V14L153 13V15L155 16L156 15V13H158L157 12V9H159L158 11H159V13H161L159 16H158V14L156 15L157 17H158V19H160L161 17H163V18H165L166 17V14L168 13L169 15H171V18H172V14H174V15H176V16H173V17H175V20L177 19L176 17H180V20L181 21H183L185 18L183 17V16H187V13H188V15H190L191 13V15H190V17L192 18H195V17H197L195 14H196V12H195V14H194V16H192L193 15V13H194V9L193 8H191L190 6H189V4H187L188 6H186L185 7V5L183 6V4H182V2H180L179 0H174V2H175V4H173L172 3ZM179 1V2H178ZM251 1V0H250ZM257 1L258 2H260L261 3V1H259V0H255L254 2H256L257 3ZM263 1V0H262ZM25 2V3H24ZM60 2V4H58V3ZM103 2V3H102ZM129 2H130V4H133L132 6H130V4H129ZM237 2V1H236ZM264 2V1H263ZM4 3V4H3ZM14 3V4H13ZM22 3H24V5L26 6H24ZM27 3V4H26ZM107 4V6L109 7V9L108 8H106L107 6H105L104 4ZM114 3H116V1L114 2ZM122 3H123V5H122ZM138 3V4H137ZM212 3V5H210ZM235 3V2H234ZM238 3V2H237ZM2 4V5H1ZM11 4H12V6H11ZM16 4V5H15ZM42 4H43V7H42ZM55 4H56V7H53V6H55ZM65 4V5H64ZM111 4H112V6H111ZM125 4H127V6H129L128 8L131 10H129L128 11V8L126 7V5ZM173 4V5H172ZM180 4V5H179ZM210 4L208 3V7H209V5L210 6H212V8H211V10L213 9V7L214 6H216V4L214 3V1L213 2H210ZM264 4V3H263ZM10 5V8L11 9H9V8H6V7H8ZM18 5V6H17ZM22 5V6H21ZM27 5H28V7H27ZM46 5V6H45ZM65 6V7H59V6ZM67 5V6H66ZM111 7H110V6ZM136 5V6H135ZM142 5H144V7L142 6ZM172 5V6H171ZM176 5V6H175ZM201 5H202V7H201ZM207 5V4H206ZM205 5V6H206ZM3 6V7H2ZM24 6V7H23ZM84 6V5H83ZM91 6V5H90ZM101 6V7H100ZM115 6V8L114 9H116L115 11H109V10H113V8L112 7H114ZM119 6H120V8H119ZM122 6H123V9H122ZM137 6H139V7H142V10H141V8H140V10L139 9H137V11H136V8H137ZM169 6V7H168ZM181 6H183L184 8H182ZM197 6V5H196ZM204 6V4H200V8H201V10H199L198 9V11H197V13L198 12H202V10H204L205 8H207L208 9V7L206 6L205 7ZM4 7H5V9H4ZM23 7V8H22ZM29 7V8H30ZM57 7H59L58 9H57ZM79 7H82V6H80L79 5ZM124 7H125V9L127 10H124ZM132 7V8H131ZM136 7V8H135ZM148 8V10H150V11H148V10H146V8ZM153 8V10H152V8ZM171 7H172V9L174 10L175 9V12H176V9H177V13H175L173 10H171ZM174 7V8H173ZM180 7V10H182V11H179V8ZM195 7V6H194ZM205 7V8H204ZM14 8V9H15ZM67 8H68V10H67ZM69 8H70V10H69ZM72 8H74V9H76L75 11L76 12H78V13H76L75 11L73 12V10L74 9H72ZM112 8V9H111ZM119 10H118V9ZM151 8V9H150ZM165 8H166V10H168L169 9V11H164L165 10ZM182 8V9H181ZM188 8H189V10H188ZM191 8V9H190ZM197 8V7H196ZM199 8V7H198ZM1 9H3V10H1ZM19 9V8H18ZM17 9V10H18ZM31 9V8H30ZM61 9V10H60ZM106 9H107V13H106ZM120 9H122V10H120ZM132 9H134V10H132ZM145 11H144V10ZM25 9H23V11H24ZM32 11L33 10H37L36 8L35 9H31ZM31 10H29L31 13H33ZM186 10H188V11H190V12H188V11H186ZM197 10V9H196ZM195 10V11H196ZM206 10V9H205ZM215 10V12H217L216 11V9L214 8L213 9V11ZM217 10H220L219 8H217ZM224 10V9H223ZM26 11H28V10H26ZM69 11H71V12H69ZM120 11V12H119ZM126 11V12H125ZM140 11V12H139ZM144 11V12H143ZM149 13H148V12ZM192 11V12H191ZM222 11V10H221ZM55 12V13H56ZM98 12V13H97ZM112 12H115V14H116V16H115V14L114 13H112ZM119 12V13H118ZM129 12V13H128ZM133 12V13H132ZM141 12L143 13V14H141ZM166 12V13H165ZM171 12H173V13H171ZM179 12V13H178ZM185 12V13H184ZM220 12V11H219ZM218 12V13H219ZM17 13V12H16ZM15 12H14V14H16ZM55 13H54V15H55ZM64 13V14H65ZM71 13V14H70ZM73 13H76V14H78V17H76V20H74L75 21V23L77 22V19L78 18H80V19H83V21L81 22V25L83 24V23H86L84 26H89L88 28H92V30H93V33H92V36H90L91 34V32H92V30H91V28L90 29H87L86 27V30H85V28H84V26L82 25H80V23H78V22H80L79 21V19H78V22L76 23V24H78L77 25V27L75 26L76 24L75 23H73V25L75 26V28H76V30H75V28H74V26L72 25V23L70 24V22H68V20L69 21H71L72 19H74V17H75V15H72ZM83 13L81 14L82 16H83ZM102 13H104V14H102ZM121 13H122V16H121ZM124 13H127V14H129V15H131V19L128 17V15L126 14V16L124 15ZM131 13V14H130ZM139 13V14H138ZM163 13H165V16L163 15ZM181 13V14H180ZM183 13V14H182ZM0 14H2L1 12H0ZM5 14V13H4ZM7 14H9V11L7 12ZM86 14V13H85ZM98 14H99V16H98ZM102 14V15H101ZM106 14V15H105ZM108 14L110 15V16H108ZM118 14H119V16H118ZM133 14H135L136 16H135V19H134V15ZM144 15V16H147V15ZM180 14V15H179ZM201 14V16H202V14H203V12L202 13H199V15ZM51 15V14H50ZM70 15H71V17H70ZM114 15V16H113ZM133 15V16H132ZM141 15V16H140ZM153 15H151V18L149 19L148 17H145L146 19H149L150 21L149 22H154L155 20H157V19H155L156 18V16L154 17ZM162 15V16H161ZM169 15L166 17V20L165 19H163V18H161L159 21H161L162 22V20H164V22H168L169 23V21H167V18H169ZM198 15V14H197ZM199 15H198V19L200 18H202V17H199ZM5 15H3V17H4ZM5 16V17H6ZM15 16V15H14ZM14 16H13V18H14ZM56 16H57V19H61V17L59 16V14H57L56 13ZM69 16V17H68ZM73 16V17H72ZM121 16V17H120ZM153 16V17H152ZM183 17V20H182V17ZM43 17V18H42ZM52 17V19H53V16H51ZM51 17H50V19H51ZM55 17V16H54ZM101 17L104 19V20H102L101 19ZM107 17H109V19L107 18ZM113 17V18H112ZM117 17V18H116ZM126 17V18H125ZM136 17H138L139 19H137ZM160 17V18H159ZM40 18H39V20H40ZM68 18H70V19H68ZM88 18V19H87ZM118 18H119V20H118ZM129 18V19H128ZM152 18H154L155 20H153ZM171 18L170 19H168V20H170L171 21ZM186 18H188L189 19V17H186ZM190 18V19H191ZM68 19V20H67ZM86 20V22H85V20ZM99 19H101L102 20V22H101V20L100 21H98ZM112 19H114V20H112ZM118 21H117V20ZM124 19H126V20H124ZM133 19L135 20V21H133ZM3 20H4V22H7V24H5L4 22H3ZM23 20H25V19H23ZM22 20V21H23ZM88 20H90L88 23H87V21ZM106 20V21H105ZM107 20H108V22H107ZM112 20V21H111ZM121 20H123L124 22H122ZM130 21V24L128 23L129 21ZM137 20V21H136ZM178 20V19H177ZM194 20H196V19H194ZM233 20V19H232ZM10 21H11V23H10ZM25 21V22H26ZM30 21V22H29ZM32 21H34V22H32ZM67 21V22H66ZM94 23H93V22ZM98 21V22H97ZM103 21H105V24H104V22ZM125 21H127V23L125 22ZM147 21V20H146ZM172 21H174V19L172 20ZM197 21L198 20H196V21H194V22H196L197 23ZM201 21H204L203 20V18H202V20ZM9 22V23H8ZM24 22V23H25ZM37 22V23H36ZM41 22H43V21H41ZM73 22V21H72ZM95 25H97L98 26V28H97V26H96V29H95V26L93 25V27L91 26L92 25V23ZM95 22H97V23H95ZM101 22V23H100ZM148 22V23H149ZM175 22H179L178 23V25L179 26H182L183 25V27H184V22H180V21H175ZM191 23L193 22V20L192 21H190ZM15 23H13V24H15ZM91 25H90V24ZM102 23L104 24V25H102ZM114 23V24H113ZM118 23V24H117ZM122 23V24H121ZM174 23V22H173ZM183 23V24H182ZM196 23H195V25H196ZM20 24V23H19ZM34 24V25H35ZM101 25V27L99 26V25ZM110 24V25H109ZM116 24V25H115ZM170 24V23H169ZM168 24V25H169ZM194 23H192L191 25H193ZM201 24H198V25H196V26H198L199 27V25H201ZM7 25V26H6ZM25 24H23V26H24ZM29 25V26H30ZM62 24H60V26H61ZM107 25V26H106ZM109 25V26H108ZM114 25L116 26L115 28H114ZM171 25V24H170ZM175 25V24H174ZM173 25V26H174ZM3 26H5V27H3ZM23 26H22V29H24L23 28ZM42 26H44V27H42ZM46 26H48V25H46ZM56 26V27H55ZM80 28H79V27ZM106 27V30H104L105 28L104 27ZM118 26V27H117ZM120 26L122 27V28H120ZM124 26V27H123ZM133 26V25H132ZM177 26V25H176ZM186 26V28H187V26L188 25H185ZM202 26V25H201ZM7 27H10V28H7ZM49 27V28H50ZM83 27V28H82ZM111 27V28H110ZM126 27V30H122L121 31V29H124ZM130 28V30H131V28H132V32H133V36H132V34H130L131 32H128V30H129V28ZM207 27V28H206ZM208 27H209V30H208V32H206L207 31V29H208ZM13 28V29H12ZM65 28H67V29H65ZM127 28H128V30H127ZM177 28V27H176ZM179 28V27H178ZM9 29V30H8ZM12 29V30H11ZM16 29V28H15ZM24 29V30H25ZM59 29H61V32H62V34H61V32L59 31ZM79 29V30H78ZM82 29V30H81ZM98 29L100 30V29H102L100 32L98 31ZM109 29V30H108ZM112 29V30H111ZM114 29V30H113ZM116 29V30H115ZM118 29V30H117ZM179 29H181V28H179ZM177 30V33L180 31V30ZM184 29V31L186 30L185 28H183ZM188 30H189V28H187ZM263 29H264V27H263ZM2 30L4 31V32H2ZM43 30V31H42ZM67 30V32L68 31H70L71 32V34H72V32H74L72 35L70 34V32H65ZM88 30V31H87ZM89 30H90V33H89ZM97 32H96V31ZM176 30V29H175ZM195 30V31H194ZM201 30H202V27H201V29H200V27L198 28V31H200V34H201ZM204 30H206V31H204ZM12 31V32H11ZM37 31H41L42 32V34L43 35H38L37 33H39V32H37ZM51 31H53V32H51ZM78 31H81V33H79ZM94 31L96 32V33H94ZM102 31H105V32H102ZM127 31V32H126ZM152 31V30H151ZM168 31V32H167ZM263 31V30H262ZM261 31V32H262ZM23 32V33H24ZM44 32V33H43ZM49 32H51V33H49ZM65 32V33H64ZM78 32V33H77ZM87 32V33H86ZM118 32H120V33H123L125 36H123L122 34H120V33H118ZM134 32H135V34H134ZM146 32L147 31H145V32H143V33H145V36L146 37H149V35H147L146 34ZM156 31H154V32H152V34H151V36L154 38V36H156V35H154V33H155ZM162 32V31H161ZM165 32H167V35L166 34H164ZM181 33H179L178 34V40H179V36L182 34V33H184L183 32V30L181 29V31H180ZM195 32H196V34H195ZM89 33V34H88ZM129 33V34H128ZM138 33H142V31L140 32H137V34ZM142 33V34H143ZM148 33H149V31H148ZM151 33V32H150ZM160 33V32H159ZM158 32H157V34H159ZM264 33V32H263ZM51 34V35H50ZM65 34V35H64ZM76 34V35H75ZM82 34H84V35H82ZM120 34V35H119ZM193 34H195V35H193ZM216 34V35H215ZM6 35L7 34H5V39H6ZM31 36V38L30 37H26V36ZM45 35H47V36H45ZM48 35H49V38H48ZM53 35V36H52ZM62 35H64V36H62ZM71 35V36H70ZM128 35V36H127ZM144 35V34H143ZM143 35H142V37H143ZM154 35V36H153ZM162 35V36H163ZM166 35V36H165ZM190 35H191V37L192 38H190ZM219 35V36H218ZM11 36H8V37H11ZM41 36V37H40ZM44 36L46 37V40L44 39ZM54 36H56V38L57 39H55V37ZM60 37V39H59V37ZM66 36H67V38H66ZM75 36H76V38H75ZM79 38H78V37ZM81 36L82 37H84V38H81ZM87 36H89V39H90V41H88L89 39H88V37ZM95 36V37H94ZM100 36V37H99ZM123 36V37H122ZM161 36V35H160ZM182 36V35H181ZM187 36H189V38H187ZM197 36V37H196ZM214 36V37H213ZM68 37H71V38H68ZM74 37V38H73ZM102 37V38H101ZM129 37H130V39H129ZM136 37V38H135ZM141 37V36H140ZM151 37V38H152ZM157 37V36H156ZM193 37H195L196 38V40H195V38H194V40H193ZM211 37V38H210ZM213 37V38H212ZM217 37V38H216ZM222 38H223V36H221ZM220 37V38H221ZM22 38V37H21ZM27 38H29V39H27ZM34 38V39H33ZM38 38H40V39H38ZM42 38H43V40H42ZM53 38V39H52ZM63 38V39H62ZM93 38V39H92ZM99 38V39H98ZM118 40H117V39ZM166 38H168L167 40H166ZM201 38H203L204 39V41H201L202 39ZM215 38V39H214ZM37 39H38V41H37ZM49 39V40H48ZM55 39V40H54ZM73 39H76V40H73ZM78 39H79V41H78ZM103 39V40H102ZM116 39V40H115ZM127 41H126V40ZM135 39V40H134ZM141 39H143V38H141ZM156 39V38H155ZM170 39H172L171 41H170ZM176 39V40H177ZM181 39H184L183 37L181 38ZM217 39V40H216ZM17 40V41H16ZM29 42H28V41ZM36 40V41H35ZM39 40H40V42H39ZM43 42H42V41ZM52 40H54V41H52ZM62 41V40H66L65 41V43L62 41V42H59V41ZM72 40H73V42L75 41L76 43H73L72 42ZM82 40H84V41H81ZM96 40H100L99 42L98 41H96ZM105 40V41H104ZM120 40V43L118 42ZM137 40V41H136ZM149 40V41H148ZM209 40H211V41H209ZM216 41V43H214L213 41ZM13 41H14V43H13ZM21 41V42H20ZM46 42V44H44L45 42ZM58 42V45H57V42ZM95 41V42H94ZM122 41H123V43L127 46H125V47H123V43H122ZM133 41V42H132ZM148 41V42H147ZM189 42V43H187V42ZM196 41V42H195ZM20 42V48H19V45H17L18 43ZM26 42V43H25ZM32 42H35V43H32ZM37 42V43H36ZM48 42L50 43L49 44V46L51 45V47H53V48H49V46H47L48 45ZM72 42V44H71V46L69 45L70 43ZM126 42V43H125ZM171 42V43H170ZM193 42V43H192ZM195 42V43H194ZM13 43V44H12ZM15 43H17V44H15ZM26 45H24V44ZM44 45H42V44ZM55 45H54V44ZM59 43H61V44H65V45H59ZM118 45H117V44ZM127 43H128V45H127ZM12 46L11 48H9L8 49V47L7 46ZM28 44H29V46H28ZM31 44V45H30ZM33 44V45H32ZM39 44V45H38ZM174 44H177V45H174ZM14 45V46H13ZM36 45H38V46H36ZM41 45V46H40ZM114 45H116V46H114ZM179 45V46H178ZM9 46V47H10ZM17 46V47H16ZM23 46V47H22ZM36 48V49H39V50H41V52H39L38 50H35L34 49V47ZM45 47L46 46V48H43V47ZM114 46V47H113ZM177 46H178V51H177ZM7 47V48H6ZM24 47H26L25 49H24ZM28 47V48H27ZM40 47H42V48H40ZM57 49H56V48ZM174 47H176L175 49H174ZM2 48H0L1 50H3ZM21 48H23V49H21ZM30 48V49H29ZM47 48L48 49H50V51H49V54L47 53L48 51H45V52H43V50H47ZM59 48H61V49H59ZM114 48H118V49H114ZM120 48H123L122 50L120 49ZM212 48L213 49H215V51L214 50H212ZM20 49H21V51H20ZM26 49H28L29 51H31V50H33V52H27V50ZM54 51H53V50ZM172 49H174V52H173V50ZM0 50V51H1ZM10 50V51H11ZM25 50V52H23ZM172 50V51H171ZM212 50V51H211ZM16 51V53H14ZM36 51H38V55H37V53H35ZM102 51V52H101ZM124 51V52H123ZM173 52V54L171 55V52ZM176 51V52H175ZM220 51H221V49H220ZM1 52H4V51H1ZM27 53V54H23L22 56L20 55V54H22V53ZM51 52H53V53H51ZM64 52V53H63ZM169 54H168V53ZM212 52H213V55H215L214 56V58L212 57V58H210V56L212 55ZM216 52H217V54H216ZM10 54H11V52H9ZM18 53H20L19 55H18ZM30 55H29V54ZM34 53V54H33ZM47 55H46V54ZM61 53H62V55H61ZM65 53H68V55L66 54L65 55ZM166 53H167V57H171L169 60L167 59V57L165 56L166 55ZM31 54H33V56L31 55ZM41 54L43 55V59L41 60ZM160 54V55H159ZM211 54V55H210ZM221 54V53H220ZM1 55V54H0ZM4 55H6V54H4ZM14 55H17V56H14ZM24 55H26V57H28L29 56V58L27 59ZM28 55V56H27ZM34 55H36V57H38L37 58V60H36V57L34 58V60L35 61H33V59H30V58H32V57H34ZM39 55H40V57H39ZM50 56V58H49V56ZM65 55V56H64ZM164 55V56H163ZM174 55V56H173ZM210 55V56H209ZM3 56V55H2ZM24 56V57H23ZM48 57L47 59H45L46 57ZM220 57H221V55H219ZM15 57H20V58H18V59H16ZM66 57V58H65ZM157 57V58H156ZM176 59H175V58ZM4 60H3V59ZM39 58H40V60H39ZM21 59V60H20ZM23 59V60H22ZM26 59V60H25ZM160 59H162L161 61H159ZM168 61H167V60ZM212 60V62H211V60ZM12 60V61H13ZM17 60L19 61L18 63H17ZM25 60V61H24ZM30 60H32V61H30ZM158 60V61H157ZM165 60V61H164ZM172 60L174 61V63H172ZM177 60V61H176ZM214 60H217V63L214 61ZM26 62L27 63V65H25V63L24 64H22L23 62ZM30 61V62H29ZM147 61V62H146ZM154 61H157V64H156V62H154ZM8 62V63H7ZM32 62V63H31ZM14 63H16V64H14ZM28 63H30L31 65H30V68H29V65H28ZM150 63V64H149ZM160 63V64H159ZM162 63V64H161ZM163 63L165 64V66H163ZM171 63H172V65H171ZM214 64V67L212 66L213 64ZM18 64V65H17ZM25 65V66H21V67H19L20 65ZM157 66H156V65ZM167 64V65H166ZM170 64V65H169ZM176 64H177V66H176ZM217 64H219L218 66H216ZM15 66V68H14V66ZM17 65V66H16ZM145 66H147V69L145 68ZM148 66H150V67H148ZM167 66H169L168 68H167ZM174 66L177 68V70H178V72H175V71H177L175 68H174ZM16 67H18L19 69H21L22 70V72H21V70H19L18 68L16 69ZM32 67H36V69H32ZM139 67H142L141 69L139 68ZM162 67V68H161ZM164 67V68H163ZM173 67V68H172ZM215 67H218L217 69L218 70H216V71H218L217 73H216V71H215ZM26 68L27 69H29V70H26ZM158 68V69H157ZM159 68H161V70L162 71H164V72H162ZM167 68V69H166ZM222 68V67H221ZM30 69H32V70H30ZM49 69H50V71H49ZM51 69H53V71H54V73L51 71ZM140 69V70H139ZM156 69V70H155ZM163 69H166V70H163ZM174 69V70H173ZM223 69V68H222ZM26 72H25V71ZM46 70H48L49 71V73H50V75L48 74V73H46L47 74V79H44V78H46V74L44 73V72H48V71H46ZM136 70V71H135ZM169 70H171V71H169ZM196 70H197V72H196ZM0 71H2V70H0ZM36 71V72H35ZM56 71H58L57 72V74L55 75V72ZM155 71H156V73H155ZM158 71H159V73H158ZM166 71H168V72H166ZM183 71V72H182ZM30 72V73H29ZM38 72V73H37ZM59 72H61V73H59ZM64 72H65V74H64ZM169 73V72H172V75L173 76H171L169 79H171L172 78V80H169L168 79V77H166L165 78V76L163 77L162 75L164 74V73ZM204 72V73H203ZM219 72H221V73H219ZM6 73V72H5ZM22 73V74H21ZM54 74V75H51V74ZM59 73V74H58ZM63 73V74H62ZM68 73V74H67ZM128 73H130V75L128 74ZM160 73H161V75H160ZM165 73V74H166ZM201 73V74H200ZM206 73V74H205ZM30 74V75H29ZM32 74H33V76H32ZM39 74H41V75H39ZM45 74V75H44ZM66 74L67 75H69V76H67L66 77ZM156 74V75H155ZM181 74V75H180ZM197 74V75H196ZM205 74V75H204ZM232 74V73H231ZM0 75L2 76V78H1V76H0V80L1 79H3V75H2V72H0ZM6 75H8V74H6ZM25 75V76H24ZM39 75V77H37ZM57 75H60V76H62L63 77V75H64V77H65V79H64V77L63 78H61V77H59V76H57ZM157 75H159V76H157ZM168 75V74H167ZM171 75V74H170ZM175 75V76H174ZM177 75H179V77L177 76ZM203 75V76H202ZM222 75V76H223ZM11 76V75H10ZM17 76H19V77H17ZM23 76V77H22ZM44 76V80L42 79V77ZM48 76H50V78L51 77H55V79L57 80V79H59L60 80V82H61V80H62V82L60 83L59 82V80L56 82L55 81V83H54V77L53 78H51V79H53V82L51 81V79L48 77ZM232 76V75H231ZM231 76H229V77H231ZM234 76V75H233ZM6 77H9V75L8 76H6ZM31 77H35V78H31ZM199 77V78H198ZM26 78V79H25ZM28 78V79H27ZM49 78V79H48ZM68 78L72 81V83L74 84V86H73V84L71 83V81L69 82V80H68ZM74 78H78V79H74ZM164 78V79H163ZM20 79V80H19ZM24 79V81H22ZM35 79V80H34ZM231 79V78H230ZM20 82V81H22V83L20 82V84L18 85V81ZM28 80V81H27ZM34 80V81H33ZM38 80H39V82H38ZM45 81L44 83H42L43 81ZM68 80V81H67ZM77 80H78V82H77ZM97 80V81H96ZM226 80V81H225ZM27 83H26V82ZM40 81H41V84H42V87H40L39 85H41L40 84ZM50 81V82H49ZM73 81H76V82H73ZM81 81H83V85H87L88 83V85L87 86H89L88 88L90 89V88H92L91 90H92V92L90 91V90H88V91H86V89H84V88H86L85 86H84V88H83V85H82V82ZM99 81V82H98ZM101 81V82H100ZM230 81V80H229ZM13 82H11V83H13ZM38 82V83H37ZM65 82V83H64ZM88 82V83H87ZM96 82V83H95ZM226 82H228V86L227 85H225V84H223V83H226ZM233 82V81H232ZM49 83V84H48ZM52 85H51V84ZM57 83H58V86H61V87H58L57 86ZM62 83H64V84H68V85H64V87H63V85H61ZM76 83H77V85H79V87L81 88V90H80V88L76 85ZM81 83V84H80ZM94 83V84H93ZM98 83H99V85H98ZM25 84H23V89L22 90H20V89H17L16 90V88H15V91H17L18 93H20L19 91H21L22 92V94H19V96L21 95H28V93H27V91H29L28 89H27V87L24 89V87L26 86ZM44 84V85H43ZM54 84H56V86H57V88H56V92L54 91V88H55V85ZM60 84V85H59ZM72 84V85H71ZM91 84V85H90ZM95 84H97L96 86H95ZM46 85H49V86H47V87H49V88H47V90L48 91H50V85H51V87H52V89L53 90H51V92H49V93H51V94H49V96L51 97V99H49L50 97L48 96V94L45 96V94H43L42 92L43 91H45V89L44 88H46ZM53 85H54V87H53ZM69 85H71V86H69ZM80 85H82V86H80ZM93 85H94V87H93ZM101 85H103V87H100ZM106 85V86H105ZM225 85V86H224ZM67 86H69V89H73V90H76L77 89V87H78V89L81 91H79L78 89L76 90V91H78V92H80V93H76V94H79V95H77V96H73V95H76L74 92L75 91H73V90H71V93H74L73 95H71V93H68L70 90H68V87ZM75 88H73V87ZM108 86V87H107ZM0 87H1V85H0ZM8 87H10V86H8ZM14 87V86H13ZM39 89H43V90H37L38 88ZM67 87V88H66ZM71 87V88H70ZM226 87V88H225ZM230 87V88H229ZM5 88V86H2V89L3 90H5L4 89ZM61 88H64V91H63V89H60ZM93 88H94V90H93ZM99 88H102V89H98ZM105 88H110V89H108L107 91H105L106 89ZM237 88H238V86H237ZM27 89V91H25L24 93H23V90H26ZM58 89V90H57ZM66 89L68 90L67 92H66ZM85 91H84V90ZM95 89H96V91H95ZM227 89V90H226ZM229 89V90H228ZM234 91H233V90ZM11 90H12V88H11ZM45 91V92H48V91ZM62 92H64V93H62L61 95H60V91ZM100 90H104V92H102V91H100ZM235 90H238V92L237 91H235ZM10 91V90H9ZM13 91H14V89H13ZM14 91V93H15V95H14V97L12 96V98H11V95H9L8 93V97H9V99H11L12 100V103L15 101V104L18 102V101H20L21 100V98H20V100H19V96L18 95H16V94H18L17 92H15ZM36 91H38V92H40V93H36ZM57 91H59L58 93H59V95H58V93H57ZM84 91V92H83ZM97 91H99V93L97 92ZM194 91L197 93V94H195L194 93ZM228 91V92H227ZM231 91H233L231 94H230V92ZM248 91H250L249 89H248ZM1 92V91H0ZM83 92V93H82ZM94 92V93H93ZM97 92V93H96ZM100 92H102V93H100ZM109 92V93H108ZM227 92V93H226ZM237 92V93H236ZM11 93V92H10ZM26 93V94H25ZM31 93V92H30ZM34 93H35V95H34ZM57 94V95H55V94ZM68 93V94H67ZM87 93H89V94H87ZM196 96H194L193 94ZM225 93V94H224ZM245 94L243 97L242 96H239V95H243V94ZM2 94V93H1ZM1 94H0V96H1ZM4 94V93H3ZM39 96V98H38V96ZM63 94H65V95H63ZM70 94V95H69ZM84 94L86 95H88V97H87V101H86V98L84 97ZM98 94H100V95H98ZM103 94V95H102ZM192 94V95H191ZM199 94V95H198ZM229 94V96L230 97H226L227 95ZM237 94V95H236ZM40 95H41V97H40ZM44 95V96H43ZM66 95H67V101H66V99L64 98V96L66 97ZM82 95H83V97L85 98H83L82 99V101H84V102H86V103H84L85 104V106L83 105V102L81 101V99L80 98H82ZM86 95V96H87ZM90 95V96H89ZM225 95V96H224ZM233 95H235V96H233ZM3 96V95H2ZM6 96V97H7ZM20 96V97H21ZM29 97H30V95H28ZM33 96H35V97H33ZM56 96V98L54 99L53 97H55ZM62 96V100L60 99V97ZM69 96H70V98H69ZM72 96V97H71ZM181 98H180V97ZM198 96H200V99H202L203 101H205L204 103L202 102L201 103V101L202 100H200L199 99V97ZM4 97V96H3ZM6 97H4L5 99H7L8 100V98H6ZM23 97H27V96H22V98ZM47 97H48V99H47ZM74 97H75V100H73V102H75L74 103V105L76 106H74L73 105V103L71 104L70 103V100L69 99H71V102H72V99H74ZM80 97V98H79ZM198 97V98H197ZM235 97V98H234ZM238 97V98H237ZM2 98V97H1ZM3 98V99H4ZM31 98V97H30ZM33 98H34V100L38 103V100L40 101V100H42V101H40L39 102V104H37L34 100H33ZM35 98H37V100L35 99ZM43 98H44V101H43ZM46 98V99H45ZM76 98H77V100H76ZM78 98H79V100H78ZM191 98V99H190ZM194 98V99H193ZM197 98V99H196ZM227 99V101L225 100V99ZM251 98H252V96H251ZM24 99V98H23ZM22 99V100H23ZM55 101H54V100ZM193 99V100H192ZM229 99V100H228ZM237 99H239V101L237 100ZM246 99H248V97L247 98H245V100ZM11 100H10V105L9 106H7L8 105V103H7V101H6V103H7V105H5V107L3 108V106H1V104H0V109H2V112L4 111V112H6L5 114H9L10 112L9 111H11L12 112V110H13V108L16 110V106H14V105H11ZM17 100V101H16ZM21 100V101H22ZM46 100H48V101H50V102H47ZM69 100V101H68ZM89 100V101H88ZM90 100H91V102H90ZM126 100H128V102H126V103H124V101H126ZM130 100V101H129ZM225 100V101H224ZM230 100H232L231 102H229ZM5 101V100H4ZM65 102L66 101V103H62V102ZM77 101L78 102H81L82 104L80 105V103H78L77 104ZM100 101H104V102H106L105 103V105L107 104L108 106L107 107H105V105H104V102L102 103V102H100ZM118 101V102H117ZM120 101V102H119ZM123 101V103L125 104V105H127V106H129V107H127V106H125L124 104L122 105L121 104V102ZM132 101V102H131ZM235 101V103H233ZM244 101V100H243ZM250 101H251V99H250ZM9 102V101H8ZM44 103L43 105L45 106V108L44 107H42L44 110H41L42 108H40L41 106H43L42 105V103ZM45 102H47V105H48V108H47V106H46V103ZM52 102V103H51ZM57 102V103H56ZM61 103V104H63L64 105V107H63V105H61V104H58V103ZM68 102V103H67ZM117 104H116V103ZM131 104H130V103ZM208 102V103H207ZM224 102V103H223ZM245 102V101H244ZM246 102H247V100H246ZM245 102V103H246ZM253 102H255L254 100L253 101H251V103H253ZM50 105H49V104ZM100 103H101V105L102 106H104V107H102L101 105H100ZM120 103V104H119ZM132 103H134V105L132 104ZM178 103V104H177ZM225 103H227V104H225ZM238 103V104H239ZM240 103V107L242 106V104ZM250 102H249V99H248V103L247 104H249ZM18 104H19V106L17 105V108H19L21 105H20V103L18 102ZM29 104V105H28ZM52 104V105H51ZM58 104V105H57ZM66 104H70V105H72V107L69 105V107L66 105ZM88 104H91V105H88ZM94 104H96V105H94ZM128 104H130V105H128ZM176 104V105H175ZM204 104L206 105L205 107H203L204 106ZM221 104H223L222 106H221ZM224 104H225V106H226V108H225V106H224ZM232 104V105H231ZM238 104H236V106H239ZM32 105V106H31ZM34 105H36V107L34 106ZM37 105H38V107H37ZM55 105V106H54ZM60 105H61V107H60ZM66 105V106H65ZM82 106V107H79V106ZM94 105V106H93ZM100 105V106H99ZM120 105H122L121 106V108H122V110L124 109V111H122L121 110V108L119 107ZM133 105V106H132ZM136 105V106H135ZM172 105H173V107H172ZM175 105V106H174ZM228 105V106H227ZM230 105V106H229ZM243 105H244V103H243ZM251 105H253L254 106V108H255V103L254 104H251ZM12 106V110L10 109V107ZM14 106V107H13ZM34 106V110L36 111L35 113H34V111H33V107ZM57 106V107H56ZM74 106V107H73ZM99 106V108H97V107ZM123 106H125V108L123 107ZM222 108H221V107ZM247 106V105H246ZM245 106V107H246ZM250 106V105H249ZM253 106L252 107H250V108H252L253 109ZM9 108V109H7V108ZM51 107V111H52V113L50 114H45L46 113V110L47 109H49ZM62 107H63V110H62ZM71 107V108H70ZM80 108V109H78V110H76L77 108ZM86 107V108H85ZM88 107V108H87ZM97 109H96V108ZM101 107V108H100ZM132 107V108H131ZM176 107V108H175ZM225 109H224V108ZM244 106L242 107V108H244V110H250V108H248V109H246ZM7 110H6V109ZM21 108V110H22V106L20 107ZM37 108H40V109H38L37 110ZM47 108V109H46ZM56 108H58V109H56ZM67 108V109H66ZM74 108H76L75 110L76 111H71L70 109H72V110H74ZM105 109L104 111L102 110V111H100V109ZM220 108V109H219ZM55 109H56V111L58 112H56L55 111ZM134 111H133V110ZM229 109V110H228ZM6 110V111H5ZM15 110H13V112L15 111ZM20 110V111H21ZM49 110V111H50ZM65 110H67L68 112H66L65 113ZM71 111V113H69L70 111ZM80 110H82V111H80ZM86 110V111H85ZM99 110V111H98ZM155 110V111H154ZM228 112H227V111ZM248 110V111H249ZM254 110V109H253ZM30 111V110H29ZM37 111H39L38 112V115H36V116H34L33 114H36L37 113ZM45 111V112H44ZM53 111H54V113L56 114H54L53 113ZM64 111V112H63ZM81 112L82 113V115H79V112ZM106 111V112H105ZM185 111V110H184ZM188 111H190V110H188ZM206 111V112H205ZM235 111V110H234ZM3 112V113H4ZM15 112V113H16ZM31 112H30V114H31ZM40 112H42V113H40ZM72 112H74L75 114H78L77 115V117H76V115L74 116V113H72ZM99 114H98V113ZM201 112V113H202ZM250 112V111H249ZM254 112V111H253ZM15 113H13V115L11 116V117H14V115H15ZM22 113L24 114L25 113V115L22 117ZM88 113V114H87ZM97 113V114H96ZM41 114V116H39ZM67 114V115H66ZM71 114H72V116H71ZM85 114H87L86 116H85ZM207 114H208V116H207ZM43 115V116H42ZM91 115V116H90ZM148 115V114H147ZM150 115V114H149ZM6 116V115H5ZM53 116V117H54ZM84 116V117H83ZM113 116H115V115H113ZM126 115L124 114L123 115V117H125ZM171 116H173V115H171ZM236 116V115H235ZM71 117V118H70ZM82 117V118H81ZM102 117H104V116H102ZM122 117V118H123ZM174 117H176V116H174ZM212 117V118H211ZM16 118V117H15ZM20 118V119H21ZM33 118V119H32ZM118 118V117H117ZM119 118H121V117H119ZM205 119V122H203L204 121V119ZM30 119H31V121H30ZM36 119H38V120H36ZM47 119V118H46ZM46 119H44V120H46ZM48 119V120H49ZM66 119V118H65ZM74 119V122H76V120ZM215 119V120H214ZM26 120V121H25ZM57 120H60V119H57ZM56 119H54V121H57ZM233 120V121H232ZM10 121V120H9ZM36 121V122H35ZM47 121V120H46ZM44 121L45 123H46V125H47V122H49V121ZM73 121V120H72ZM90 121V120H89ZM6 122H7V120H6ZM59 122H61V121H59ZM74 122H72V123H74ZM230 122V123H229ZM25 123V124H24ZM40 123H42V121H40ZM52 123H53V120H52ZM77 123V122H76ZM7 124V123H6ZM5 123H4V125L5 126H7ZM57 124H58V122H57ZM60 124V123H59ZM234 124V123H233ZM9 125L10 126H12V124H10V122H9ZM37 125H35V126H37ZM49 126H51L52 124L49 122V124H48ZM55 122H54V128H52V129H56L57 128V126H56V128H55ZM198 125H200V124H198ZM45 126V125H44ZM48 126V127H49ZM33 127V126H32ZM40 127H42L41 125H40ZM46 127L47 126H45V130H46ZM48 127H47V129H48ZM52 127H53V125H52ZM37 128L38 129H40L41 130V128H39L38 126H37ZM44 128V127H43ZM67 128V127H66ZM65 128V129H66ZM51 129V130H52ZM68 129V131H69V134L71 133V132H73L74 130H72L71 131V128L69 129V128H67ZM75 129H76V127H75ZM82 129H86V128H84V127H79V129L77 128L76 130H82ZM104 129V128H103ZM50 130V128L47 130L48 132L49 131H51ZM105 130V129H104ZM136 130V129H135ZM135 130H131V129H128V131L127 132H125L126 130H121V132L123 133H121V132H118L119 130H117V134L118 133H120V134H116V131H114V130H108V131H105V132H102L103 130H102V128L101 129H94V130H90L89 131V129H87V131H81V132H73V133H71L70 135L69 134H67V135H64V136H61V134H59V135H57L56 137H54V136H52V138L54 137L55 139H63V140H66V139H68L69 141V143H67L66 142V144H70V141L72 140V139H76V141L75 140H72V141H74L72 144H70V146H69V148H68V151L72 154V156L70 157L69 156V154L70 153H68V152H63V151H61V152H57V153H60V158H58L57 157V160H64V158H65V160H67L68 161V163H69V161L70 160H73V162L72 163H75L74 161H75V159H77L78 160V162L76 161V164H74L76 167H79V166H77V163H79V161H80V163L81 162H83V161H85L86 160V157H87V159L89 160V162H88V160H86V164H90L89 165V167H91L93 164H94V161L97 163V161H100V160H105L104 158H106V157H110L109 159H113L114 161H116L115 159H117L118 161H119V159L121 158V159H123L124 161H126V160H128V157H129V155H126V152H128V151H130L131 150V148H132V144H134V143H136V141L138 142V141H140V139L138 140L137 138H135V137H138V136H141V134L144 132V133H146L145 131H141V134L139 135H137L136 134V136L133 138L132 137V140H129L130 138H131V134H130V137H129V133L130 132H134L135 133ZM195 130V129H194ZM197 130H196V132H197ZM43 131V130H42ZM42 131H40V133L42 132ZM101 131V133H99V132ZM130 131V132H129ZM156 131L157 130H154V131H150L151 133L153 132V134H155L156 133ZM52 132V131H51ZM96 132H98V133H96ZM139 132V131H138ZM137 131H136V133H138ZM148 132V131H147ZM159 132V131H158ZM157 132V133H158ZM195 132V131H194ZM35 133H36V131H35ZM40 133L38 132L37 134L38 135H40ZM43 133V132H42ZM59 133V132H58ZM57 133V134H58ZM125 133V134H124ZM149 133V132H148ZM37 134H35L36 136L34 137V139L36 138L37 139V137H38V135ZM66 134V133H65ZM126 135V136H125ZM128 135V136H127ZM132 135H134V134H132ZM145 135H148V134H145ZM150 135V134H149ZM34 136V135H33ZM42 136V135H41ZM116 136H121V137H119V138H121L120 140H118L117 139V137ZM94 137H96V139L94 138ZM99 137V138H98ZM101 137H103L102 139H100ZM123 137H125L124 139H123ZM127 137H129V139L127 138ZM85 139V141L87 140V142L89 143V144H91L92 142H93V140H98V141H100V143H99V148H98V150L96 149V144L98 145V143H96V141L95 142H93V143H95V144H93L95 147H92L90 150H89V148L91 147V146H93L92 144L91 145H88V146H90V147H88V146H86V144H88V143H86V142H82L81 140H83L84 141V139ZM26 139V138H25ZM77 139H81L80 141L79 140H77ZM135 141H134V140ZM58 140H56V142L58 141ZM90 141H92L91 143H90ZM132 141V142H131ZM54 142H55V140H54ZM77 142V143H76ZM102 142V143H101ZM79 143H80V145H79ZM82 143V144H81ZM132 143V144H131ZM65 144V143H64ZM65 144V145H66ZM78 144V145H77ZM101 144V145H100ZM77 147L78 146V148H76L75 146ZM74 146V147H73ZM83 146H85V147H87V148H85V147H83ZM134 146V145H133ZM1 148H0V162H7L6 160H11V158H9V157H12L13 155H12V152H10L9 154L7 153V150L8 151H10L9 150V148H10V146H8L7 144L4 146V144H1V146H0ZM8 147V148H7ZM67 145H66V148L64 149V151L67 149ZM81 147V148H80ZM77 149V150H75V149ZM84 149H86V150H84ZM95 149H96V151H98V153L101 155H99L98 153H96V151H95ZM82 150H84V151H82ZM87 150H89V152L87 151ZM76 151H78V152H76ZM62 152L64 153V154H62ZM72 152H75L76 154L77 153H79V155L81 154H83V152H86L85 153V156H84V154H83V156H79L78 154V156H79V158L77 157V155H75V153H72ZM81 152V153H80ZM66 153H68V158L69 159H66L67 157H66ZM88 153V154H87ZM90 153V154H89ZM92 153H93V156H92ZM123 153V154H122ZM74 154V155H73ZM95 154H97L98 155V157H100L99 159H98V157H97V155H95ZM121 154V155H120ZM10 155H12V156H10ZM57 156L59 155V154H56ZM104 155V156H103ZM118 155H120L119 157H118ZM9 156V157H8ZM14 156H15V154H14ZM74 156H75V159H74ZM123 156H126V157H123ZM61 157H64V158H61ZM73 157V158H72ZM77 157V158H76ZM84 157V158H83ZM97 159H95V158ZM102 157H104V158H102ZM9 158V159H8ZM14 158V157H13ZM15 159V158H14ZM81 159V160H80ZM83 159V160H82ZM85 159V160H84ZM108 159V158H107ZM106 159V160H107ZM13 160V159H12ZM59 160V161H60ZM64 160V161H65ZM92 161V162H91ZM9 162V163H8ZM7 163H6V165L4 164H2V167H1V165H0V174L3 176V177H5L7 174H8V169L10 168V166L12 165V163H11V165H10V162H12V161H8ZM88 162V163H87ZM84 164H82V165H85V162H83ZM64 164H66V163H64ZM92 164V165H91ZM8 165V167H6ZM10 165V166H9ZM68 165V164H67ZM72 166H74L73 164H71ZM72 166H70L71 168H73ZM74 166V167H75ZM87 166V165H86ZM94 166V165H93ZM3 167H5V168H3ZM83 167H85V166H82V167H80L81 168V171H82V168ZM88 167V166H87ZM3 168V169H2ZM8 168V169H7ZM7 169V170H6ZM74 169V168H73ZM77 170V169H76ZM75 170V171H76ZM80 170V169H79ZM79 170H77L76 172H78ZM12 171V170H11ZM75 171H72L71 172V170H70V172H71V174L72 173H74ZM6 172V173H5ZM80 172V171H79ZM54 172H52L50 175H52ZM56 174V173H55ZM75 174V173H74ZM5 175V176H4ZM9 175V174H8ZM54 175V174H53ZM69 175V173L67 174V176ZM2 176L0 177L1 178V180H3L4 181V178H2ZM69 177H72V178H70V179H66V183H67V185L70 183L72 186H70V187H74V185L76 186V182L79 180L78 178H76V180L77 181H72L73 180V175L71 176V175H69L68 177H66V178H69ZM72 179V180H71ZM0 180V181H1ZM25 180V179H24ZM71 180V181H70ZM2 182V181H1ZM0 182V183H1ZM54 183V182H53ZM78 183V182H77ZM177 183V182H176ZM2 185H3V183H1ZM74 184V185H73ZM2 185H0V186H2ZM56 185V184H55ZM24 186H25V184H24ZM54 185H52V187H53ZM12 187V186H11ZM11 187H10V189H11ZM67 187V186H66ZM69 187V188H70ZM0 188H2L1 189V191H3V187H0ZM13 188V187H12ZM56 188H57V186H56ZM55 188V189H56ZM71 188V189H72ZM75 188H77V187H75ZM189 188V187H188ZM187 190V188H184V190ZM192 188H190V189H188V190H191ZM186 190H185V192H186ZM187 190V191H188ZM183 191V190H182ZM20 200L18 199V202H19ZM21 201H24V198L22 199V197H21ZM20 201V202H21ZM4 202H5V200H4ZM19 202V203H20ZM1 204V203H0ZM75 212V214L78 212L77 210H74ZM77 211V212H76ZM70 213H68L67 215H69ZM78 214V213H77ZM76 214V215H77ZM71 215H72V213H71ZM70 215V216H71ZM73 217H75V216H73ZM76 218V217H75ZM74 218V219H75ZM73 219V220H74ZM39 226H41V225H39ZM76 239H78V238H76ZM80 239V238H79ZM90 239V238H89ZM92 239V238H91ZM90 239V240H91ZM93 239H95V238H93ZM92 239V240H93ZM91 240V241H92ZM96 240V239H95ZM78 241H80V240H78ZM88 240L85 238V241L84 242H87ZM88 242H90V241H88ZM74 243H77V241L75 242L74 241ZM91 243V242H90ZM92 243H93V241H92ZM64 244H67L66 242L64 243ZM79 244V243H78ZM78 244H71V245H73V246H75V245H77V246H79V245H81L82 243L80 242V244L78 245ZM67 246V248L69 247V245L67 244L66 245ZM76 246V247H77ZM71 247V246H70ZM73 248V247H72ZM72 248L70 249V248H68V250H70L71 252H72ZM76 249V248H75ZM74 250V249H73ZM68 252L69 254L71 253V252ZM68 254V255H69ZM83 258H84V260L86 261V263L88 262V261H90L91 259H90V257L88 258L87 256H82ZM92 258V257H91ZM65 260H66V258H64ZM64 260V261H65ZM82 260V259H81ZM84 260H82L83 262H85ZM63 261V260H62ZM67 261V260H66ZM68 262V261H67ZM64 263V262H63ZM57 264H60L59 262L57 263ZM62 264V263H61ZM83 264V263H82Z\"/></svg>",
  "mask_w": 264,
  "mask_h": 264
}]
</instances>
